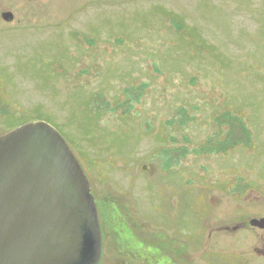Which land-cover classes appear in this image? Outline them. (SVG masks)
Instances as JSON below:
<instances>
[{"label": "rangeland", "instance_id": "rangeland-1", "mask_svg": "<svg viewBox=\"0 0 264 264\" xmlns=\"http://www.w3.org/2000/svg\"><path fill=\"white\" fill-rule=\"evenodd\" d=\"M61 1H0V135L48 123L103 219L130 202L146 246L99 264H264V0Z\"/></svg>", "mask_w": 264, "mask_h": 264}, {"label": "water", "instance_id": "water-1", "mask_svg": "<svg viewBox=\"0 0 264 264\" xmlns=\"http://www.w3.org/2000/svg\"><path fill=\"white\" fill-rule=\"evenodd\" d=\"M101 252L95 199L63 137L42 121L0 135V264H99Z\"/></svg>", "mask_w": 264, "mask_h": 264}, {"label": "flooded vegetation", "instance_id": "flooded-vegetation-1", "mask_svg": "<svg viewBox=\"0 0 264 264\" xmlns=\"http://www.w3.org/2000/svg\"><path fill=\"white\" fill-rule=\"evenodd\" d=\"M0 1L4 5L13 4L15 7L17 6H20L22 8L27 7V10L31 7H35L38 9V8H41V6H45V5H49L50 7H54V6L58 7L64 4L63 1L61 0H47L46 3L43 2L44 0H0ZM6 12L11 13L10 9L0 10V29H2V27L4 26H7L13 23L15 25L18 22V20L15 19L16 17L14 16L13 12H12L13 19L10 22L3 21L1 16L3 13H6ZM94 199H95L96 209H98V204L100 205V203L98 202L97 204V200L99 199H97L95 196H94ZM119 204H115L117 207V210L113 211L115 214L113 213L111 216L107 215L105 219L102 218V216L99 214V211L97 210L98 222H99L101 238H102V251L105 246V241L109 239L111 240L112 248L123 250L125 252L128 249V247H131V244L133 242H137V245H139L140 247H145L146 240L140 237L143 234V232H140V230L137 229V225H140L141 226L140 228H143L144 224L142 223L140 219H137L135 217L132 211L130 202L128 203L129 211L126 214L121 213L122 210H120L121 209L120 206H122L123 204L122 205H119ZM122 225L124 228L128 229V234H127L126 239H125V236L124 238H120L119 236L121 235V232L120 231L117 232L118 227ZM249 230L252 232L254 231L264 232V229H258V228L250 227V226H249ZM129 238L131 240H129ZM261 241L262 243H264V236L261 237ZM254 251L256 252V254L261 255L259 257H262V255H264V249L263 250L254 249Z\"/></svg>", "mask_w": 264, "mask_h": 264}]
</instances>
